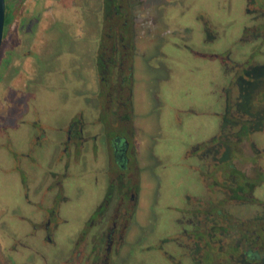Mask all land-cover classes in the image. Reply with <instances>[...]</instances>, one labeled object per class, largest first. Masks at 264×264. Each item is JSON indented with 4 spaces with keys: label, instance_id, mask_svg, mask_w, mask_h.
Returning a JSON list of instances; mask_svg holds the SVG:
<instances>
[{
    "label": "flooded vegetation",
    "instance_id": "flooded-vegetation-1",
    "mask_svg": "<svg viewBox=\"0 0 264 264\" xmlns=\"http://www.w3.org/2000/svg\"><path fill=\"white\" fill-rule=\"evenodd\" d=\"M208 1L5 0L2 45L13 30L15 45L24 49L15 61L22 78L32 84L43 64L46 92L54 91L51 62L59 53L53 57L42 46L59 19L85 22L94 40L91 78L82 74L71 88L74 99L64 97V135L55 141L45 132L41 139L31 137L21 153L28 209H3L13 222L0 217V264H264V0H217V19ZM190 8L199 15L189 23ZM78 14L90 18L79 20ZM227 37L233 42L225 43ZM165 44L200 55L197 50H206L203 56L219 65L207 67L220 78H209L204 87L215 95L205 110L217 123L210 131L211 123L205 121L204 129L190 122L188 131L201 129V138L185 147L183 160L172 154L170 161L173 146L154 143L148 132L161 121L165 95L153 90L149 109L138 111V86L148 81L149 90L152 73L168 70L150 65L167 56ZM22 107L27 109L24 101ZM197 110L207 115L203 106ZM188 111L198 116L193 107ZM5 114V134L25 123L15 125L18 116ZM37 119L34 128L43 125ZM37 150L47 163L43 177ZM87 175L97 201L73 238L67 234L62 256L66 249L55 235L69 222L65 207L72 186Z\"/></svg>",
    "mask_w": 264,
    "mask_h": 264
},
{
    "label": "rangeland",
    "instance_id": "rangeland-1",
    "mask_svg": "<svg viewBox=\"0 0 264 264\" xmlns=\"http://www.w3.org/2000/svg\"><path fill=\"white\" fill-rule=\"evenodd\" d=\"M205 5L206 7H210L211 12L215 11L214 17L217 19L219 6L217 0H209ZM198 15V10L190 8L186 18L189 23L192 20L195 22ZM89 18V14L84 16L79 15V20H87ZM58 22V30L50 31L43 41L42 46L50 49V52H53V57L59 53V58H53V62H51L54 65V71L49 85L53 87V92L44 91L47 90L45 87L47 81L42 73L44 71L43 64L39 66L37 77L34 78L32 84L27 83L22 78V74L20 73L21 62L16 63L15 61L20 60L24 49L22 46L15 45L18 44V38L16 34V37L15 35L13 36V30L9 31L0 51V217L2 222L6 221L9 225H12L13 221L7 220L9 216L6 217V210L3 211V209L15 207L21 210L22 213L27 212L28 209L27 204L24 202V190L21 187L19 173L20 162L23 161L21 153L30 145L31 142L29 140L31 137L33 140L41 139L45 132V136L55 141L56 137L64 135V131L60 130L65 127L67 117L69 116L65 111L66 106L64 109V97L66 96L69 100H73L74 95L71 93V88L77 86L76 80L82 74L84 76L88 74L90 78L92 76L90 72L91 51L89 47L93 44L94 39L91 37L90 31L88 32L87 30L88 25L85 22L78 24L79 21L77 23H68L64 19H59ZM143 22L144 20L141 21V23ZM66 24H69V27ZM140 25L143 27L142 24ZM10 37L13 39L11 40ZM228 37L225 43H232L233 40L229 41ZM164 47L166 49L164 48L163 52L167 56L160 55L159 58L151 60L150 65L155 69L161 67V64H163L167 66L168 70L152 73L149 80V90L147 88L148 81H144L141 86H138V97L142 93L139 99L142 104L138 106V111L143 112L144 109H149L146 104L149 103L148 99H151L153 90L156 91L158 89L162 95H165V97L162 96V102L166 103L167 106L163 107L164 111L157 113L159 118L161 115V121L157 123L156 120L155 123L158 125H152L153 128L151 126L148 132L152 140H154V143H166L173 146L174 150L168 153L169 156L173 154L183 160L185 157V147L194 145L196 139L198 137L201 138V129H198V131L195 129L188 131V129H191L190 122L197 120L200 126L211 123L210 126H206L207 130L210 131L214 124L217 123L218 117L214 115L210 117V110H205L207 105L211 106V102L215 100V95L211 91L212 96H209V92L204 87L207 86L209 78H220V74L217 76L214 73H209L207 67L212 66L218 68L219 65L217 59L208 60L203 56V54L208 53L206 50H197L201 53L200 55L196 54V51L193 52L191 50H174V48L167 44ZM9 53L11 54L8 55ZM10 61L11 65L9 67L8 64ZM81 63L85 65L86 71L82 69ZM168 71L170 78H168V74L164 76V73H168ZM143 86L150 91V94ZM32 88L38 89V93H33ZM89 95L91 96L88 93L87 96ZM23 101L27 106L26 110L25 107H22ZM175 105H177L176 109L174 108ZM200 106H203V110L207 115L201 114L197 110ZM191 107L196 112H199L198 116L188 111ZM11 112L14 117L18 116L17 119L15 118L13 120L15 125L16 123L17 125L20 124L21 120H24L25 123L20 124L21 128L17 127L15 130L6 131L5 134L4 119L7 117L5 113L9 114ZM36 118L41 119L43 127L40 125L36 128L31 126ZM51 122L55 125H49ZM184 125L186 126V130L183 129ZM7 129L9 130V127ZM48 142L50 141H46L45 143ZM37 154L41 165L37 169V174L43 177V171L47 163L42 150H37ZM172 159L170 156V161ZM102 177L99 176L100 181H102ZM80 182L81 185L73 183L75 185L72 186V193H70L72 197L71 203L69 208L65 207L66 213L69 215V217L67 216L69 222L67 224L60 222L59 234L55 235V241L60 249L69 247L67 234L73 238V235L77 233L76 231L83 226L85 212L97 201L98 191L96 190L97 192H94L92 189V177L87 175L80 179ZM173 182L172 184L174 185ZM167 183L170 186L172 185L170 181ZM180 188L183 190L185 187L181 185ZM156 213L157 218L160 217L164 213L162 207L157 209ZM4 239L5 236L0 232V242H3ZM62 252L61 255L64 256L67 253V249Z\"/></svg>",
    "mask_w": 264,
    "mask_h": 264
},
{
    "label": "water",
    "instance_id": "water-1",
    "mask_svg": "<svg viewBox=\"0 0 264 264\" xmlns=\"http://www.w3.org/2000/svg\"><path fill=\"white\" fill-rule=\"evenodd\" d=\"M5 28V0H0V50Z\"/></svg>",
    "mask_w": 264,
    "mask_h": 264
},
{
    "label": "trees",
    "instance_id": "trees-1",
    "mask_svg": "<svg viewBox=\"0 0 264 264\" xmlns=\"http://www.w3.org/2000/svg\"><path fill=\"white\" fill-rule=\"evenodd\" d=\"M109 24H110V22H109V19L107 20V23H106V27H107V29H108V27H109Z\"/></svg>",
    "mask_w": 264,
    "mask_h": 264
}]
</instances>
